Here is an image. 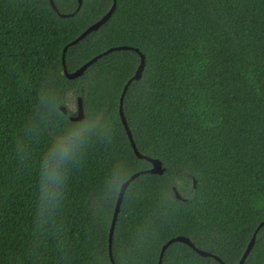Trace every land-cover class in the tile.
I'll use <instances>...</instances> for the list:
<instances>
[{"label":"trees","instance_id":"trees-1","mask_svg":"<svg viewBox=\"0 0 264 264\" xmlns=\"http://www.w3.org/2000/svg\"><path fill=\"white\" fill-rule=\"evenodd\" d=\"M0 0V264H239L264 221V0ZM72 14V15H70ZM70 15V16H61ZM82 100L72 121L68 97ZM66 108V112L62 110ZM196 181V184H194ZM174 188L182 196L177 199ZM162 264H221L175 242ZM244 264H264V226Z\"/></svg>","mask_w":264,"mask_h":264},{"label":"water","instance_id":"water-1","mask_svg":"<svg viewBox=\"0 0 264 264\" xmlns=\"http://www.w3.org/2000/svg\"><path fill=\"white\" fill-rule=\"evenodd\" d=\"M82 2H83L82 0H79V8L82 6ZM50 3L52 5L53 9L57 13H59L58 9L56 8V6L54 4V1L53 0H50ZM115 7H116V0H114V4H113L112 8L110 9V11L103 18H101L98 22H96L93 25H91L77 39H75L74 41L70 42L67 46H65V48L63 50L62 63H63L64 75L68 79H76V78L81 77L85 73V71L88 69V67H90L94 62H96L103 55H106V54H108L110 52L117 51V50H128V49H130V50H135L136 52L140 53L138 49H135V48H132V47H129V46L113 47V48H110L109 50L105 51L103 54H100V55L92 58L89 62H87L86 64H84L82 67H80L75 72L70 73L68 71L67 66H66V61H65V55H66L67 49L70 46H72V45L78 43L79 41H81L82 39H84L89 33L98 30L103 24H105L109 20V18L111 17L112 13L114 12ZM70 15H72V14H70ZM70 15H61V16L66 17V16H70ZM140 57H141L140 65H139V67H138L135 75L130 80H128V82L124 86V89H123V92H122V96H121V99H120V117H121V121H122L123 126H124V128L126 130V133L128 135V138L130 140V143H131V146L133 148V151H134L135 155L138 158H140V159H145V160L149 161L152 164V168L150 170H148V171H141V172L135 173L126 182H124L122 184L121 188H120V193H119L117 205H116V208H115V212H114V216H113V220H112V224H111L110 238H109V242H110V245H109V247H110V258H111L112 264H116L115 261H114V259H113V255H112V241H113V235H114L115 225H116L117 217H118V214H119V211H120V206H121V203H122L124 194H125L128 186L130 185V183L134 179H136L137 177H139L142 174L151 173V174H159V175H162L164 173V171H165V169L163 168L162 163H161L160 160L153 159L151 157L145 156V155H143V154H141L139 152V150L136 147V144H135V141L133 139V135H132L131 129H130L129 125H128V122H127V119L125 117L124 110H123V100H124V97L126 95V92L128 90L129 85L132 83V81H134V80H140L141 79L142 74H143V71H144V68H145V58H144V55H142L140 53ZM62 110L64 112H66V108L65 107H62ZM78 110H79L78 116H76V117L75 116H72L71 117V120L72 121H76L77 122V121H81L84 118L83 104H82V100L81 99L78 100ZM194 184H196V181H194ZM174 191H175V194H176L177 199L182 200L183 198L179 194V192L177 191L176 188H174ZM263 226H264V221L258 226V228H257V230H256L253 238L251 239V241H250V243H249V245L247 247V250L245 251L242 259L239 262V264H244L245 263L246 258L250 254V252H251V250H252V248H253V246L255 244L257 232ZM175 242H181V243H184V244L188 245L190 248H192L194 251H196L202 257L214 258L215 260H217L221 264H225L218 256H216V255H214V254H212L210 252H207V251L198 249L189 238L184 237V236H177L175 238H172V239H170L162 247L158 264H162V259H163V256H164V253H165L166 249L171 244H173Z\"/></svg>","mask_w":264,"mask_h":264},{"label":"rangeland","instance_id":"rangeland-1","mask_svg":"<svg viewBox=\"0 0 264 264\" xmlns=\"http://www.w3.org/2000/svg\"><path fill=\"white\" fill-rule=\"evenodd\" d=\"M67 111L72 116H78L79 110H78V98L74 97L72 95H69L68 97V104H67Z\"/></svg>","mask_w":264,"mask_h":264}]
</instances>
